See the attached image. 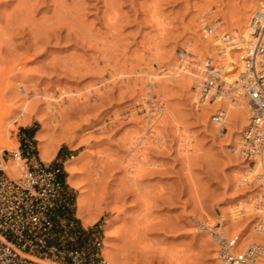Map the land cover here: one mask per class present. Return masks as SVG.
Segmentation results:
<instances>
[{
	"label": "rangeland",
	"instance_id": "obj_1",
	"mask_svg": "<svg viewBox=\"0 0 264 264\" xmlns=\"http://www.w3.org/2000/svg\"><path fill=\"white\" fill-rule=\"evenodd\" d=\"M258 1L0 0L2 129L18 150L29 144L40 159L36 137L47 124L44 142L69 151L45 162L62 166L66 182L64 157L81 154L71 162L81 186L66 183L72 205L59 215L53 243L105 259L107 239L121 264H227L220 256L223 238L239 236L233 252L264 246V232L256 230L260 207L249 208L261 191L255 176L242 185L252 166L235 150L246 126H226V119L224 132V125L216 128L218 94L213 101L194 97L196 84L186 85L176 72L206 35L232 34L226 28L243 12L250 23ZM235 85L224 86L228 100L239 96ZM25 103L36 111L26 143ZM152 128L157 133L150 136ZM140 135L145 138L133 148ZM13 152L0 147L5 168ZM129 159L143 167L134 185ZM80 193L97 216L88 226L77 217Z\"/></svg>",
	"mask_w": 264,
	"mask_h": 264
},
{
	"label": "built area",
	"instance_id": "obj_2",
	"mask_svg": "<svg viewBox=\"0 0 264 264\" xmlns=\"http://www.w3.org/2000/svg\"><path fill=\"white\" fill-rule=\"evenodd\" d=\"M249 24L250 45L237 83L252 112L249 124L242 130L238 150L249 165L257 167L255 178L264 199V5L254 10ZM204 67L207 70L198 88L200 98L213 101L217 92L228 96L229 89L224 88L212 57L206 58ZM224 119L223 112L212 115L217 124ZM226 129L224 125L221 131ZM13 158L20 159L17 174L0 163V264H45L38 258L68 260L69 264H108L102 256L86 259L79 250L66 252L61 244L53 243L59 215L71 208L73 200L62 176L63 167L34 155L23 156L21 150L14 151ZM261 206L264 208V201ZM258 224L264 229V215ZM236 240H221L220 256L227 264H253L264 256V246L255 244L245 251L233 252Z\"/></svg>",
	"mask_w": 264,
	"mask_h": 264
},
{
	"label": "bare ground",
	"instance_id": "obj_3",
	"mask_svg": "<svg viewBox=\"0 0 264 264\" xmlns=\"http://www.w3.org/2000/svg\"><path fill=\"white\" fill-rule=\"evenodd\" d=\"M262 5H264V0H259L257 7H260ZM241 12H243V11H241ZM240 14L241 15H239L233 21L230 19L231 22L228 25V27L226 28V29L229 30L228 32L232 33V34H230L231 36L228 35V34H224V35L221 36V38H218L215 33L209 31V32H211V34L206 35V39L207 40H206L205 43H202L201 44V46H200L201 48H199L197 45L195 47L192 46L190 48V52L193 54L194 57L193 58L191 57V59L189 61H185L183 59V63H184V64L182 63L183 64V67H181V68L179 67L180 68L179 69L180 71L179 70H177V71L175 70L176 72H178L177 73L178 74L177 76L182 77L183 78L182 80L187 82V83H185L186 85L187 84H191V83H193V85H194V83L196 84L197 90H194L195 91L194 97H195L196 94L198 93V86H200L199 84L202 81L201 79L203 78V75H204V73H206V70H207L204 67L205 66V62H206V58L202 62V60H203L202 59V56H204L205 52H208L207 55L209 57H212L215 60V63L217 64V66L219 67L220 72H219L218 76H219L221 82L225 86H231L234 83L236 84L233 87H236L237 91L239 92V96H237V98L229 99L228 100V96H227L226 92H224L223 94L220 93V92H217L216 93V94H218V96L215 98V100H216V102H218V104H219L218 106L220 108V111L223 112L224 118H225L224 119V123L217 124L216 125V128L222 127L225 124V121L227 122V120H228V122H227V125L226 126H231V125H233V124H235V123H237L239 121L241 122V123L239 122L240 125L243 124V126H247L249 124L247 118H248V116L250 117L251 112H252L251 111V106H250L249 102L246 101L247 100L246 99L247 97H246V94L243 92L242 86L237 83V80H240L239 73L241 72V70L243 68V61H244V57L246 55V50H247V48L250 45V39H251V35L250 34L252 32V29H251L250 24L248 22L250 13L249 14H246L245 12H243V13H240ZM196 47H198V48H196ZM184 57H185V55H184ZM181 58H182V56H181ZM188 63H190L189 66L187 65ZM202 63H204V65ZM175 71H174V73H175ZM241 94H244V96H242ZM76 97H78V96H76ZM197 98H196V102L198 101ZM206 100H207V98H206ZM29 104H31V103H25L23 105V108H22V111H21L25 115L24 119H21V120H23V122L22 121L21 122L23 124H25V125L29 124L32 121V118H34L33 116L36 113L35 108L32 107L31 105L29 106ZM49 111L51 112V114H53L54 111H58V109H56V108H52V109L49 108ZM50 126H51V124H50ZM47 129H48V125L45 124V123L42 124V128L38 132L37 137H36L40 141V145H39V158H40V160H42L44 162L51 160L52 157L54 156V154L57 151V145H54L53 143H45L44 142V137L45 136H44L43 132H44V130H47ZM7 130L2 129V126L0 125V147L1 148H6V149H9V150L17 151L18 150V141L16 139H14V138L13 139L10 138V134L7 132ZM9 130H11V129H9ZM151 131H152L151 132L152 134L150 136H153V135H155L157 133L155 130H153V128H152ZM233 131H235V130H233ZM142 138H145L144 135H140V136L136 137V139H134V140L131 141V143H130V144H132L131 146L133 148H134V146L136 147V145L138 144V142H141ZM183 145L186 148L185 143H183ZM235 150H236V153L239 152L238 146L235 147ZM136 152H138V151H136ZM133 153H135V152H133ZM133 153L131 152V156H132ZM80 155L81 154L79 153L76 156H74L72 158H69V159H67L65 161V163H66V169H67V171L70 174L68 176V178H67V183L71 187L76 188V189H79L81 185H79V183L75 179L76 170H75V167L73 166V164L71 162L74 159L79 158ZM128 158H130V157H128ZM114 160H113V164L116 162V159H114ZM141 160H143V157L139 159L140 162H142ZM118 161H117V163H119ZM125 161H124L125 167H127V169L129 170V172L134 175L133 176L131 174L132 175V177L130 176L131 180L133 178H135V177L138 179L137 176L140 175L141 173L144 175V173L142 172L143 167H142V165L140 166V163H137V161H135V162L134 161H130V159L127 160L126 162ZM144 161H146V159H144ZM19 164H20V159L13 158L11 161H9L7 167L9 168V170L11 172H13L14 174H17L18 173V165ZM116 166L119 167L117 164H116ZM256 170H257V167H251L248 175H245L244 174L245 177L243 176L244 178L243 177H242L243 179L241 178L242 179V181H241L242 185L248 184V183H250V182L253 181L254 176L256 175ZM136 182H139V181H136ZM134 183L135 182L133 181V185H134ZM81 193L78 194V197L76 199L77 200V217L82 220L83 226H88V225H90L91 223H93L96 220L97 216H93L92 215L91 210H90V208L88 206L87 200H86L85 196H83V194H81ZM259 194H260V192H259ZM260 199L261 198H259V200H257L258 202H256L255 204L253 203L254 205L253 206L251 205L249 208L252 207V210L254 208L256 210L257 207H260V209L259 208L258 209H259V211H261L262 215H264V210H262V206H261L262 200L260 201ZM247 211L249 212V210L246 209V212ZM243 212H245V211H243ZM237 216H239L238 218L240 219V215H237ZM234 218H236V216H234ZM239 219L236 218L235 220H239ZM235 222H237V221H235ZM256 230H258L260 232H264V229L260 228L259 226H258V229H256ZM261 234H264V233H261ZM238 237H237V239H238ZM212 238L214 240H218L219 236H213ZM109 245H110V242H109V240L106 239L105 242H104V252H103V254L105 256V259H106L107 263L108 264H121L119 262L117 256L114 255L112 253V251L109 249ZM38 260L43 261V259H39V258H38ZM168 263L169 262H167V264ZM56 264H59V263H56ZM253 264H264V258L258 257Z\"/></svg>",
	"mask_w": 264,
	"mask_h": 264
},
{
	"label": "crops",
	"instance_id": "obj_4",
	"mask_svg": "<svg viewBox=\"0 0 264 264\" xmlns=\"http://www.w3.org/2000/svg\"><path fill=\"white\" fill-rule=\"evenodd\" d=\"M32 132H33L32 124H28V125L24 126V133H23V136H24L25 138H24L23 141H24L25 143L28 142L29 139H32V138H33V136H32ZM24 146L30 147L29 144H27V145L24 144ZM65 149H67L66 151H69V148H64L63 146H60V147L57 149L55 156L63 155V152H64ZM22 152H23V151H22ZM68 157H69V155H66L64 158L69 159ZM67 159H66V160H67ZM56 161L58 162L59 160H56Z\"/></svg>",
	"mask_w": 264,
	"mask_h": 264
},
{
	"label": "trees",
	"instance_id": "obj_5",
	"mask_svg": "<svg viewBox=\"0 0 264 264\" xmlns=\"http://www.w3.org/2000/svg\"><path fill=\"white\" fill-rule=\"evenodd\" d=\"M32 136H33V132H32ZM31 155H35V151L32 148H27L25 151H23V156H31ZM64 173V171L62 172V174Z\"/></svg>",
	"mask_w": 264,
	"mask_h": 264
}]
</instances>
